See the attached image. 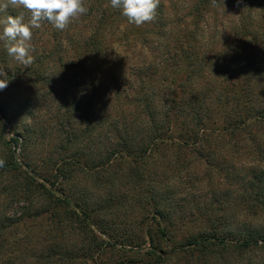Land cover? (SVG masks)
Returning <instances> with one entry per match:
<instances>
[{
	"label": "trees",
	"instance_id": "trees-1",
	"mask_svg": "<svg viewBox=\"0 0 264 264\" xmlns=\"http://www.w3.org/2000/svg\"><path fill=\"white\" fill-rule=\"evenodd\" d=\"M165 1L168 5L160 0L154 21L137 26L110 0H84L87 14L65 30L47 21L33 29L34 62L27 68L8 55L1 39L0 68L9 83L0 90V159L5 161L0 195L23 196L30 205L43 200L47 206L18 218L0 216V264L80 260L77 249L54 242L67 223L89 221L93 212L86 196L65 191L75 176L95 178L106 188L122 173L124 185L150 203L162 223L168 216L158 193L142 183L165 175L158 167L171 149L180 150L179 157L187 150L199 154L212 146L209 132L237 144L239 136L253 142L252 130L264 131V0ZM7 13H23L25 22L31 15L11 7ZM138 45L144 53L135 60L132 48ZM35 150L39 161L30 156ZM201 154L209 164L210 156ZM112 197L107 207L119 208ZM256 199L264 203L263 190ZM44 218L51 225L50 243L27 250L34 235L21 237L20 227ZM109 231L101 234L135 239ZM160 234L166 242L173 239L167 229ZM146 235L153 245L151 231ZM241 235L212 230L172 253L193 256L216 245L225 251L229 244L244 252L264 243L259 232ZM21 251L26 258L18 260ZM204 256L196 257V264H206Z\"/></svg>",
	"mask_w": 264,
	"mask_h": 264
},
{
	"label": "rangeland",
	"instance_id": "rangeland-1",
	"mask_svg": "<svg viewBox=\"0 0 264 264\" xmlns=\"http://www.w3.org/2000/svg\"><path fill=\"white\" fill-rule=\"evenodd\" d=\"M4 2L6 0H0V4ZM7 11L0 12L7 17ZM3 20L4 17L0 16V21ZM143 51L139 45L132 48L135 60L143 58L140 56ZM252 132L253 142L244 135L238 137L237 144L230 141L228 136L222 135L219 138L218 133L209 132L212 146L200 152L201 155L210 156L207 160L209 164L200 158V153L187 150L179 157L180 150H170L168 159L158 167V171L165 175L146 177L142 183L145 190H156L158 193L156 200L168 216V220L162 223L154 216L152 205L139 201L140 196L131 191L133 188L124 185L126 179L122 173L117 175L114 186L108 185L106 188L99 185L95 178L75 176L65 184V191L74 193L78 199L79 196H82V200L88 198L93 212H88L89 221L67 223L69 226L59 231L60 236L54 242L62 248L77 249L80 260L75 261L76 264H196V257L204 255L206 264H264V243L261 242L244 252L229 244L225 251L216 245L209 251L194 252L193 256L172 253L179 244H185L191 238L208 234L212 230L223 234L228 232L237 237L249 231L264 236V203L259 204L256 199V194L264 191V131L255 129ZM16 155L22 161L21 149H17ZM30 156L39 161L41 155L35 150ZM180 162L182 165H179ZM111 197L119 208L107 207V200ZM24 199L23 196L16 198L0 195V216L16 215L18 218L23 212H38L47 206L43 200L39 202L36 199L30 205ZM77 212L82 214L83 211ZM27 224L28 227L22 225L18 231L21 237H26L29 232L34 235L27 250L47 247L51 241L47 235L51 226L48 219ZM162 229H167L173 239L169 242L162 239ZM101 230L120 234L124 232L126 236H134L135 239L130 241L129 238L105 236ZM148 231H151L154 238L153 245L148 241ZM117 240L116 246L112 247ZM90 247L93 249L88 254ZM162 253L166 254L165 257H162ZM16 257L21 260L26 258V254L21 251ZM29 262L33 263L32 260Z\"/></svg>",
	"mask_w": 264,
	"mask_h": 264
},
{
	"label": "clouds",
	"instance_id": "clouds-1",
	"mask_svg": "<svg viewBox=\"0 0 264 264\" xmlns=\"http://www.w3.org/2000/svg\"><path fill=\"white\" fill-rule=\"evenodd\" d=\"M111 6L121 9L122 14L130 23L141 26L155 20L160 0H110ZM24 9L29 12L30 19L25 22L24 14L8 15L0 23L3 24V33L0 39L5 40L7 53L26 68L34 62L31 41L33 29L41 27L42 22L51 23L57 30H65L69 24L80 16L87 14L88 8L84 0H6L0 4V11ZM0 90L8 86L9 79L4 68H0ZM5 161L0 159V167Z\"/></svg>",
	"mask_w": 264,
	"mask_h": 264
}]
</instances>
